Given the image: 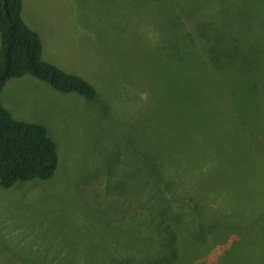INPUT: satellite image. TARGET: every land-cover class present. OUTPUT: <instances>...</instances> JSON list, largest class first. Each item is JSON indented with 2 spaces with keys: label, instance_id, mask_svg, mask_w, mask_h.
Listing matches in <instances>:
<instances>
[{
  "label": "rangeland",
  "instance_id": "1",
  "mask_svg": "<svg viewBox=\"0 0 264 264\" xmlns=\"http://www.w3.org/2000/svg\"><path fill=\"white\" fill-rule=\"evenodd\" d=\"M263 2L25 0L23 17L42 40L43 60L87 80L97 97L90 102L77 93H61L31 75L5 87V108L15 119L47 129L58 147L59 164L51 179L19 182L8 189L0 184V264H51L52 258L60 264H102L113 257L115 264L144 262L141 257L127 262L142 241L135 186L156 178L153 194L160 203H169L160 206L171 210L166 223L174 235L194 226L198 202L209 205L216 192L220 195L215 197L229 194L240 200L249 223L264 227V67H257L261 74L251 70L252 63H264ZM209 5L214 6L201 13V20L199 15L192 19L199 25L190 23L189 16ZM226 19L236 29L223 46L232 52L235 39L238 45L240 36H249L247 48L254 50L248 51H259L250 54L255 56L252 63L244 58L252 67L241 66L239 50L232 59L223 58L216 72L189 67L193 44L187 33L196 31L197 44L216 24L226 30ZM203 55L194 63L202 65ZM199 84L213 87L207 92L215 106L212 99L204 105L216 114L212 121L192 117L197 102H185L182 87ZM220 84L225 87L221 98L229 95L228 103L219 102ZM194 119L199 125L189 130ZM190 154L220 160L224 166L232 161L231 186L196 196L204 188L202 180L211 185L227 176L217 172L207 178L204 165L201 178L198 169L185 166ZM157 156L164 158L160 173L155 170ZM176 201L184 203L181 208L174 207ZM150 231L144 233L149 236ZM263 233L250 242L254 248L261 245V264ZM231 237L229 243L236 238ZM173 257L171 252L168 264Z\"/></svg>",
  "mask_w": 264,
  "mask_h": 264
},
{
  "label": "trees",
  "instance_id": "2",
  "mask_svg": "<svg viewBox=\"0 0 264 264\" xmlns=\"http://www.w3.org/2000/svg\"><path fill=\"white\" fill-rule=\"evenodd\" d=\"M213 6L209 5L208 9L200 8L193 17L189 16L190 23L198 24L204 15L201 13L207 12ZM23 8L24 0H0V184L5 189L11 188L19 182L51 179L59 164L58 147L48 135L47 129L39 124L15 119L3 105L1 96L11 80L31 75L61 93H77L90 102L96 101L97 97L96 89L87 80L43 60L42 40L39 34L30 28L24 20ZM196 15H199L200 18L193 22L192 19ZM224 24L226 30L222 28V25L216 24V26H212L214 30L211 31V34L202 35L197 44L193 38L196 31L187 33V39L193 44V50L187 56L189 67H208L216 72L222 65V59H232L237 55V50L243 57L241 66L252 67L244 64V58L247 57L248 61L252 63L251 59L255 56L250 54L259 51H248L254 50L251 47L247 48L251 45L249 36H240L238 45V40L235 39L231 48L232 52L226 49L223 45L228 43L227 39L232 30L236 29V23L228 22L226 19ZM262 53L264 54V52ZM203 54L206 57L202 65L194 63L195 60L200 59L201 55L204 58ZM210 54L214 55L212 59H210ZM252 65L253 73H263V70H257V67H264L263 62L252 63ZM224 76L227 80L231 78L228 77L229 73ZM227 82L229 83V81ZM207 87L211 86L206 84L186 85L181 89L186 96L185 102L188 105L197 102L192 117L200 118L204 122H208L210 119L212 121L213 116L216 115L211 109L204 107L209 99H212L215 106L214 99L207 92ZM221 89H225L223 84H220L218 88L219 102L226 101L228 103L226 96L229 95L225 93L221 98ZM218 119L222 121L220 117ZM197 120L189 121L187 124L189 130L198 127ZM168 139L170 138L168 137ZM171 140L172 137L170 142ZM190 148L192 145H187L188 151L196 152ZM217 152L222 153L223 148L218 147ZM162 158L157 156L158 161L155 164L158 165L155 169L157 173L161 172V166H165L162 163L164 158ZM203 158L202 160L197 155H186L185 166L198 169L201 177L200 172L204 171L202 167L208 165L207 178L211 176V173L217 172H220L221 175L226 174L227 178L222 183L213 181L211 185L207 184V180L205 182L202 180L204 188L195 195L208 194L210 191H226V186H231L229 174H234L235 164L229 161L224 166L220 160L210 159L209 161L207 156H203ZM163 172L165 174V168ZM152 185L158 187L157 178L154 181L143 180L135 186L139 192L136 201L140 208L135 219L142 229H138L140 232L137 235L138 238L141 237L142 241L137 250L128 255L127 262L136 260L132 258L141 257L144 262L140 264H152L153 260H157L155 264H168L169 254L173 252V264H193L195 262L196 264H211L209 262L215 259L217 260L212 264H261L263 261L261 245L254 248V244L250 242L262 236L264 227L258 228L249 223L248 210L240 200H234V197L229 194L215 197L220 193H214L213 197H210L209 205L201 201L198 202V208L192 213L195 215L194 226H188L187 230L178 229L174 235L172 226L166 223L172 216L171 210L160 206V204L169 205V203H160L159 198L157 199L155 193L153 194ZM208 198L205 199L208 200ZM183 204L182 201H176L174 207L181 208ZM154 205H158V210L153 209ZM170 206L174 209L172 204ZM149 208H152L151 212L148 211ZM148 229H151L149 236L144 233ZM231 236H236V238L229 243L228 240L232 238ZM262 240L264 246V238ZM215 253L216 257H214ZM209 254H212V259L206 258ZM113 258L104 260L102 264H115ZM50 261L51 264H60V261L58 262L54 258ZM68 262L67 260L61 264H68ZM124 263L126 262L119 261L117 264Z\"/></svg>",
  "mask_w": 264,
  "mask_h": 264
},
{
  "label": "crops",
  "instance_id": "3",
  "mask_svg": "<svg viewBox=\"0 0 264 264\" xmlns=\"http://www.w3.org/2000/svg\"><path fill=\"white\" fill-rule=\"evenodd\" d=\"M25 11H26V4H25V0H24L23 16H24Z\"/></svg>",
  "mask_w": 264,
  "mask_h": 264
},
{
  "label": "bare ground",
  "instance_id": "4",
  "mask_svg": "<svg viewBox=\"0 0 264 264\" xmlns=\"http://www.w3.org/2000/svg\"><path fill=\"white\" fill-rule=\"evenodd\" d=\"M264 3V2H263Z\"/></svg>",
  "mask_w": 264,
  "mask_h": 264
},
{
  "label": "clouds",
  "instance_id": "5",
  "mask_svg": "<svg viewBox=\"0 0 264 264\" xmlns=\"http://www.w3.org/2000/svg\"><path fill=\"white\" fill-rule=\"evenodd\" d=\"M146 98V97H145Z\"/></svg>",
  "mask_w": 264,
  "mask_h": 264
}]
</instances>
